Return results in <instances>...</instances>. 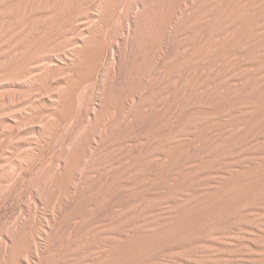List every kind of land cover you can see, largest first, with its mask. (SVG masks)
Segmentation results:
<instances>
[{
	"label": "rangeland",
	"instance_id": "rangeland-1",
	"mask_svg": "<svg viewBox=\"0 0 264 264\" xmlns=\"http://www.w3.org/2000/svg\"><path fill=\"white\" fill-rule=\"evenodd\" d=\"M64 1L69 6L19 73L0 69V264L84 263L116 239L122 229L114 220L117 210L145 224L194 226L208 214V194L226 177L219 169L236 173L237 166L255 162L250 151L264 153V133L252 135L240 145V159L207 168L190 187L173 179L193 147L181 143L175 163L163 164L170 151L167 131L191 120L192 109L203 103L201 51L195 58L200 64L177 65L187 43L208 26L200 15L181 17L194 0H104L102 9L95 8L97 0ZM211 31L209 26L206 35ZM244 57L236 53L231 60ZM110 93L116 100L107 105ZM212 95V113L204 117L211 122L198 130L207 138L222 128L220 108L232 105L230 98ZM258 199L247 204L241 220H228L219 210L217 227L195 232L199 238L187 249L164 252L156 264H264V196ZM137 240L112 255L130 251Z\"/></svg>",
	"mask_w": 264,
	"mask_h": 264
},
{
	"label": "bare ground",
	"instance_id": "bare-ground-1",
	"mask_svg": "<svg viewBox=\"0 0 264 264\" xmlns=\"http://www.w3.org/2000/svg\"><path fill=\"white\" fill-rule=\"evenodd\" d=\"M200 1L194 0V2H190L189 6H186L180 15L183 17L184 14H187L192 21L196 20L197 16L200 15V18L207 19L208 26L202 31L199 30L198 37H193L187 43L189 48L185 49L180 56H177L179 60L177 65L182 64L183 66V63H185L188 66H196L195 63L197 64L198 62H195V58L197 57V52L201 51L199 53L200 62L206 67L203 74L201 72L204 78L205 90L199 95V99L203 103L192 109L191 120H184L178 128L175 126L171 127L170 131L165 130L168 133L167 145L170 151L166 153L163 161V164L166 162L175 163L181 143H188L193 147L186 150L183 157L185 163L180 168V174H176L178 178L173 179V182L179 186L189 187L191 180L198 178L207 168L213 167V169H217L216 167L219 164L227 165V161L230 159H240L242 157L240 145L252 135L263 136L264 133V0H206L203 8L199 5ZM104 5V0L95 2V8L97 9H102ZM68 6L69 2L64 0H5L4 3L0 2V69L5 72L14 71L18 74L17 70H19V66L24 62L27 54L39 47V44L41 45V42H43L57 20L59 12L64 11ZM41 7L42 9L39 11ZM41 15L42 17L39 19ZM44 16L48 18H43ZM37 24L40 27L37 32H34V26ZM209 26L212 29V33L206 35ZM199 35H202V43L198 42ZM37 39L39 40L38 45L35 43ZM74 52L79 53L80 50ZM236 53L245 57L235 64L234 60H231V56ZM196 69L194 68V70ZM195 75L196 73H192V76ZM228 89L233 90L231 95H225ZM212 94H216L214 96L217 99L230 98L228 102L232 103V105H229L232 108L229 106L220 108L222 112L219 111L221 112L219 120L222 123V128L215 130L207 138L204 135L201 136L198 130L204 124V126H207L211 122L210 118L205 119L204 117L212 113V107L207 105L208 101L215 98L212 97ZM115 100V96L110 93L106 99V104L111 105ZM236 112L239 114L237 121L234 118ZM249 154L253 156L255 161L252 166L239 165L236 173L229 168L219 169V174H223L226 177L218 183V187L213 188L215 194H208L213 195L211 198L212 202L203 221L196 223L194 226L179 224V226L173 228L171 226L153 225L151 222L145 224L143 220L139 222L137 219L130 218L131 216L128 217L129 213L127 214L120 210L118 212L117 210L114 220L122 226V229L119 233H115L116 239L113 237L114 240L108 242L107 246H103L95 257L88 259L84 263L156 264L166 256H164V252L166 253L169 250L180 252L187 249L191 241L199 238L192 237L195 232H202L203 234L217 227L216 219L219 217V210L221 215L226 216L228 220L243 219L248 215L249 205L247 204L255 202L258 197L264 196V176H261L262 169H264V153L250 151ZM92 155L93 153L89 152L88 157L91 158ZM63 168H65V164ZM248 172L249 174L247 175L246 173ZM189 175L191 178H189ZM171 183L167 184L169 188L172 187ZM138 184L140 185V182ZM213 189L206 192L209 193ZM133 198L135 199V197ZM187 199L188 197L184 198L183 201ZM138 207H136L137 212H139ZM138 214L143 213L139 212ZM174 216L171 217L173 220L177 218V215ZM133 238L138 239L137 243L135 242V248L132 246L133 249L131 248L130 251L123 253L121 256L112 255L119 246ZM14 243L16 244V242ZM166 243L170 244V246L164 251H160L162 245ZM11 249L13 248H5V255H10ZM83 260L80 264H84Z\"/></svg>",
	"mask_w": 264,
	"mask_h": 264
}]
</instances>
